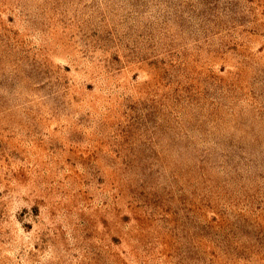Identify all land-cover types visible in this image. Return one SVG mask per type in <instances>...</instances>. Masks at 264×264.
<instances>
[{
  "label": "rangeland",
  "instance_id": "rangeland-1",
  "mask_svg": "<svg viewBox=\"0 0 264 264\" xmlns=\"http://www.w3.org/2000/svg\"><path fill=\"white\" fill-rule=\"evenodd\" d=\"M0 264H264V0H0Z\"/></svg>",
  "mask_w": 264,
  "mask_h": 264
}]
</instances>
